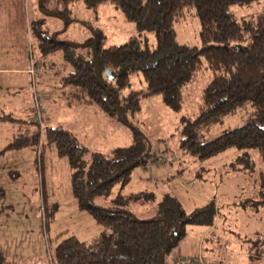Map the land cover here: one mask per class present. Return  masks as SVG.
Segmentation results:
<instances>
[{
  "label": "rangeland",
  "instance_id": "1",
  "mask_svg": "<svg viewBox=\"0 0 264 264\" xmlns=\"http://www.w3.org/2000/svg\"><path fill=\"white\" fill-rule=\"evenodd\" d=\"M261 6L260 3L248 7L232 6L230 11L238 20L259 11ZM68 9L74 22L68 20L64 24L62 21L67 17L58 13L59 6L54 0L44 3L41 0H0V42L5 45V51L8 50L2 55L4 66L18 67L25 61L28 67L30 58L37 55L33 25L51 35L59 32L56 35L59 41L78 44L93 39V33L99 31L103 36L102 48L119 46L136 36L134 25L124 19L111 1L93 9L77 0ZM174 31L177 43L201 47L199 24L191 13H184L174 24ZM144 37L147 45L152 47L153 35L146 33ZM50 59L56 64L55 72L59 73L61 54L54 53ZM51 73L39 75L37 72L32 83L26 76V83L24 81L21 86L18 83V88H0V117L10 115L14 119L0 122V151L18 136L19 128L26 130V134L21 135H25L28 142L25 147L7 149L0 154V188L3 191L0 197V252L6 261L45 264L52 258L56 244L68 237L92 247L98 244L102 227L95 224L85 210L77 207L70 193V170L66 160L45 144L43 138L46 127H60L87 150L85 160L90 153L109 156L113 149L131 145L134 131L142 136L147 146L146 163L131 169L128 183L120 190L122 196L136 192L153 195L152 204L130 207L139 219L152 218L156 203L166 193L174 196L185 212L205 201H215V225L210 230L187 226L185 237L165 256L163 264H176V259L192 260L197 256L202 258L203 264H264V255L258 254L259 248H254L251 242L264 241V204L244 207L248 199L254 198L260 176H264V164L257 152L249 151L253 162L250 170L248 166L244 168L246 165L237 164L240 152L235 149L201 160L179 148L180 119L193 120L199 115L201 93L211 78L204 62L185 87L179 111L173 112L157 95H152L139 100L137 111L126 110L120 116L111 117L95 106L68 107L56 93V100L52 101L51 95L49 102L40 91H56V81L48 78L52 77ZM128 81L121 95L145 91L139 73L130 75ZM33 92L40 94L38 103L42 111L40 135L43 146L38 158L37 145L30 142L33 133L37 136L30 117ZM249 115L250 110H244L222 124L199 132L201 142L240 125ZM118 187V184L113 186L114 193ZM253 200L262 201L257 197ZM93 203L97 206L107 204L102 198H96ZM260 245L264 247L263 242ZM240 250H245L242 255ZM229 251L236 252V256L229 257Z\"/></svg>",
  "mask_w": 264,
  "mask_h": 264
},
{
  "label": "trees",
  "instance_id": "2",
  "mask_svg": "<svg viewBox=\"0 0 264 264\" xmlns=\"http://www.w3.org/2000/svg\"><path fill=\"white\" fill-rule=\"evenodd\" d=\"M76 1L54 0L59 6L58 13L67 17L62 23L74 22L68 7ZM82 1L93 9L111 1L124 19L134 25L136 36L119 46L102 48L103 36L99 31L93 33V39L78 44L59 41L56 39L59 32L51 35L33 25L37 55L28 62V70L30 66L34 68L33 78L37 72L51 71L52 77L48 78L57 82L56 97L66 106H95L110 117L117 116L116 106L120 109L119 116L126 110L137 111L139 100L152 95L177 112L185 87L204 62L211 78L201 93L199 115L193 120L180 119L179 148L201 160L235 149L240 152L237 164L246 165L244 168L248 166L250 170L253 162L249 151L255 150L264 164V0ZM259 3L262 5L259 11L238 20L230 11L232 6ZM185 12L198 21L200 48L175 40L174 24ZM146 33L153 35L152 47L144 39ZM54 53L61 54L59 73L50 59ZM133 73L141 75L145 91L121 95ZM244 110H250V115L243 123L201 142L199 132L222 124ZM0 120L14 121L10 115ZM43 138L45 144L66 160L70 193L77 207L102 227L97 246H88L74 237L65 238L56 244L52 258L45 264H163L165 256L185 237L187 226L205 229L213 226L217 216L214 200L185 212L179 201L166 193L156 203L152 218L139 219L129 210L132 205L153 203L151 193L126 196L120 193L129 181L131 169L144 165L148 157L146 141L137 131L131 145L115 148L109 156L90 153L88 160L84 159L87 150L60 127H46ZM30 142L37 145L38 135L33 133ZM40 143L37 158L43 146L42 138ZM26 145L25 135H18L0 154ZM259 183L254 198L262 201L255 202L250 197L244 207L264 204V176H260ZM117 184L119 187L114 193L113 186ZM96 198H102L107 204L95 205ZM251 242L254 248H259L257 253L264 255V247H259L264 241ZM0 264L12 263L0 252Z\"/></svg>",
  "mask_w": 264,
  "mask_h": 264
},
{
  "label": "crops",
  "instance_id": "3",
  "mask_svg": "<svg viewBox=\"0 0 264 264\" xmlns=\"http://www.w3.org/2000/svg\"><path fill=\"white\" fill-rule=\"evenodd\" d=\"M23 50H24V48H23ZM25 50H26V47H25ZM7 52H8V50L5 51V45L1 44V42H0V58H1L0 59V79L1 80L3 79L2 81H0V88L1 89L2 88H9V87L18 88V83H20V86H21V83L24 84L23 83L24 81L26 83V78L25 77L28 76L27 75L28 67H26L25 61H23L22 66H18V67L4 66L5 63H3V61H2V55L4 53L7 54ZM28 65H29V63H28ZM39 75H40V73H39ZM56 86H57V82H54V87H56ZM0 93H1V91H0ZM40 93H41V95L43 94L45 99H47L49 102H50V96L51 95H52V99L51 100L52 101L56 100L55 99L56 97H54V93H57L56 91H52V90L46 89V90L40 91ZM27 116H28V114H27ZM0 122H7V120H5V121L0 120ZM24 133H25V129L19 128L17 130V135H21V134H24ZM215 222H216V218H215V221L213 223L214 225H215ZM211 228L212 227H210L208 229L210 230ZM203 229H205V228H203ZM240 251H237V252H240ZM244 251L245 250L241 251L242 253H240V254L242 255ZM196 252H197V250H196ZM229 252H231V255H229V257L230 256H236V252H232V251H229Z\"/></svg>",
  "mask_w": 264,
  "mask_h": 264
},
{
  "label": "built area",
  "instance_id": "4",
  "mask_svg": "<svg viewBox=\"0 0 264 264\" xmlns=\"http://www.w3.org/2000/svg\"><path fill=\"white\" fill-rule=\"evenodd\" d=\"M27 73L29 74L30 78H31V83H32V79H33V74H34V68L32 66H30L29 70L27 71ZM35 91V90H33ZM40 97V94L33 92L32 94V102H33V106H32V111L30 113V117H32V121L35 124V127L37 129V135H38V144H37V149H36V153L38 155L39 153V147L41 145L40 143V139H41V122H42V111L40 110V106L38 103V99ZM176 264H203V260L200 256H197L196 258L192 259V260H184V259H176L175 260Z\"/></svg>",
  "mask_w": 264,
  "mask_h": 264
},
{
  "label": "water",
  "instance_id": "5",
  "mask_svg": "<svg viewBox=\"0 0 264 264\" xmlns=\"http://www.w3.org/2000/svg\"><path fill=\"white\" fill-rule=\"evenodd\" d=\"M104 74H107V72H104ZM116 111H117V114H119V112H120V109H119V107H118V106H116Z\"/></svg>",
  "mask_w": 264,
  "mask_h": 264
}]
</instances>
